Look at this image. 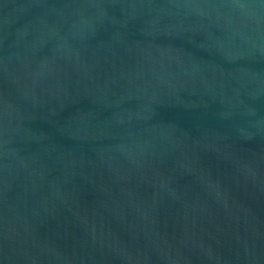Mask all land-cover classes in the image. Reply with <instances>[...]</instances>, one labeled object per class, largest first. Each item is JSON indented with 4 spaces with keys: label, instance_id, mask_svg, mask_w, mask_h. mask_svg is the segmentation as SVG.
I'll return each instance as SVG.
<instances>
[{
    "label": "water",
    "instance_id": "1",
    "mask_svg": "<svg viewBox=\"0 0 264 264\" xmlns=\"http://www.w3.org/2000/svg\"><path fill=\"white\" fill-rule=\"evenodd\" d=\"M0 264H264V0H0Z\"/></svg>",
    "mask_w": 264,
    "mask_h": 264
}]
</instances>
